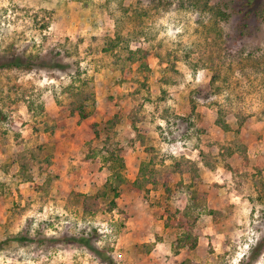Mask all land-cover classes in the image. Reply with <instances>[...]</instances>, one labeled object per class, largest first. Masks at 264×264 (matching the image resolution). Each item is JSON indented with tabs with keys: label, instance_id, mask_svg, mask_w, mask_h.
Instances as JSON below:
<instances>
[{
	"label": "rangeland",
	"instance_id": "obj_1",
	"mask_svg": "<svg viewBox=\"0 0 264 264\" xmlns=\"http://www.w3.org/2000/svg\"><path fill=\"white\" fill-rule=\"evenodd\" d=\"M230 5L0 0V264H129L133 238L166 242L135 264H264V8ZM113 150L127 182L86 211Z\"/></svg>",
	"mask_w": 264,
	"mask_h": 264
},
{
	"label": "trees",
	"instance_id": "obj_2",
	"mask_svg": "<svg viewBox=\"0 0 264 264\" xmlns=\"http://www.w3.org/2000/svg\"><path fill=\"white\" fill-rule=\"evenodd\" d=\"M230 2H231V5H230L231 13H237L241 15V17L243 18H248L250 15H254V16L259 15L262 9L264 8V0H230ZM12 64L17 65V66H21V65L30 66L29 59L24 61L23 58H19L17 63L12 62ZM58 65L60 64L58 63ZM87 100H90V97H88ZM87 100L82 99L80 103H83V104H78L74 108L76 111H78V115L81 119L86 118L90 114V111H87L84 109L86 107V104L84 105V101L86 102ZM70 103H71L70 104L71 106L75 104L73 100ZM42 148L43 147L38 146L36 150L31 151L29 155H27L28 154L27 152L22 155V158H21L22 160L19 164L20 173H23L25 175V173L28 171L27 169L28 166L31 165L32 160H34V158H36V156L39 153L43 152ZM111 153L112 154H110L109 156L110 158H107L106 160L110 161V164H111L110 168L112 169V172H110V176L105 181L103 187L100 190H98L96 194L83 195L84 197L83 208L86 211H88L90 208L93 209L92 211H96L100 209L99 199L104 198V197L111 198L110 199L111 201L109 202V206H106V209L108 211H111L113 207H115V200L113 201V199H116L118 197V195L120 194V189L122 185L127 182V179L125 178V176L123 175L121 171L122 169L125 168L124 160H123L124 158L122 157L121 154L114 153V150L111 151ZM46 157L48 158V156ZM38 163H41V162H38ZM50 163L51 162L46 163V165L42 169H47V166L49 167ZM142 168L143 167L140 166V169ZM140 182H141V174L137 177L136 180L132 182L134 190L139 191L141 189ZM187 227L188 225L185 219H181L177 222V229H178V233L176 236L177 248H183L185 246L190 247V248H195L197 244L196 238H194L192 233L189 230H187ZM111 262L112 261L110 260L109 263Z\"/></svg>",
	"mask_w": 264,
	"mask_h": 264
},
{
	"label": "crops",
	"instance_id": "obj_3",
	"mask_svg": "<svg viewBox=\"0 0 264 264\" xmlns=\"http://www.w3.org/2000/svg\"><path fill=\"white\" fill-rule=\"evenodd\" d=\"M138 168H139V164L138 166L134 167L133 169L134 170V173L136 174L138 172ZM149 241H151L149 238H143V239H136V238H133V239H130L126 242L125 245H128V246H131L130 248V255H128L130 257V260L132 261L131 263L129 264H135L136 260L137 261H143L145 260L147 257H152L153 255L156 254V257H158V255H161V253H159L158 251H156L157 249H161V248H164L165 247V241H156L155 239H153V241L155 242L153 244V248L152 251L151 249L148 251V252H145V253H141V251L135 249L136 248V245H139V244H144V243H148ZM125 243V242H124ZM125 252H127V250H125ZM127 254V253H126ZM121 253L118 254V256L121 257ZM124 264V263H122Z\"/></svg>",
	"mask_w": 264,
	"mask_h": 264
}]
</instances>
